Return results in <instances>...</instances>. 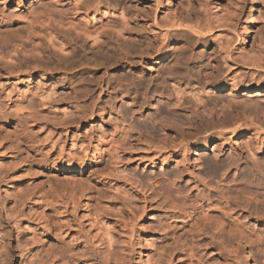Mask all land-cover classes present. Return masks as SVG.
I'll list each match as a JSON object with an SVG mask.
<instances>
[{"label":"rangeland","instance_id":"374dc122","mask_svg":"<svg viewBox=\"0 0 264 264\" xmlns=\"http://www.w3.org/2000/svg\"><path fill=\"white\" fill-rule=\"evenodd\" d=\"M167 2L0 0V264H264L262 198L234 184H264V0L250 29L251 0ZM179 17L205 33L165 35ZM114 27L161 54L102 66ZM194 108L226 124L189 149L168 126Z\"/></svg>","mask_w":264,"mask_h":264},{"label":"bare ground","instance_id":"6f19581e","mask_svg":"<svg viewBox=\"0 0 264 264\" xmlns=\"http://www.w3.org/2000/svg\"><path fill=\"white\" fill-rule=\"evenodd\" d=\"M166 1H168L167 2V4L169 3V5L170 4H172V2H175L176 0H166ZM258 2H259V0H251V4L249 5V8H248V12H247V17H246V22L247 23H245V25H246V27H247V29H250L253 25H254V23H255V21H257V12H258V10H259V8H258ZM178 19H180V17L178 18ZM186 18H184V20H185ZM189 20V19H188ZM176 21V22H175ZM175 21H172V22H174V23H172V24H170V26L169 27H167V30H166V32H165V35H168V34H170L171 33V30H173L174 31V34L173 35H184V34H187L188 33V31L187 30H191L193 33H195L196 35H202L203 34V30L200 28V27H202V26H200V25H196V23L194 24H192V23H189V22H186V20L185 21H181V19L180 20H175ZM191 21V20H190ZM113 22H115V21H113ZM193 22H195V21H193ZM115 29H113L112 28V30L109 32V33H106V36L104 37V38H102V39H100V38H98V37H96V39L93 41L94 42V44L93 45H91V51L94 53V56L96 57H103L102 58V60L100 61V63H101V65L103 64V65H105V67H107V68H109L110 66L112 67V66H114V65H119V66H121L122 64H137V63H142V60H144V59H147L146 58V56H149V55H152V58H155V57H159V54H161V52H162V49L161 48H159L158 46H156V45H154L155 43H153L154 42V40L152 39V38H150V36H143L141 33H140V39H139V43L137 44L136 43V41H135V39L133 40V39H131V37H130V35H132L133 33H131V32H129L128 31V29L127 30H124L125 28H126V26H125V28L123 27V30L122 29H116L117 27H114ZM122 28V27H121ZM130 30V29H129ZM95 31V30H94ZM132 32H133V30H131ZM80 33H78V34H76V35H74V34H69V33H66L65 32V34L63 35V40L61 41V43L62 44H69L68 46H73V44L75 45V47L73 48V49H75V48H83V47H85L86 45V43L88 44L89 43V41H90V38L92 37V34L88 31H86L84 34L86 35L87 34V36L86 37H84L83 35H82V33H81V31H79ZM142 32V31H141ZM205 33V32H204ZM172 36V35H171ZM167 37V36H166ZM133 38V37H132ZM176 38V37H175ZM172 39V38H171ZM140 40H142V42L140 43ZM65 42V43H64ZM81 42V44L79 45V43ZM145 43V44H144ZM136 44V45H135ZM144 44V45H143ZM173 45V44H172ZM67 46V45H66ZM168 46V45H167ZM176 46H177V49H176ZM175 46V49H173L172 48V50L173 51H177V50H180L181 51V49L183 50L185 47H186V45L184 44H180V45H176ZM70 47V48H71ZM164 47V46H163ZM162 47V48H163ZM173 47V46H172ZM69 48V47H68ZM170 48H171V45H170ZM84 49V48H83ZM165 50H167L166 49V47L164 48ZM169 49V48H168ZM85 50V49H84ZM83 50V51H84ZM111 50L113 51V52H111ZM111 52V54H109V53ZM155 52V53H154ZM166 52V51H165ZM164 52V53H165ZM179 52V51H178ZM108 53V54H107ZM177 53V52H176ZM197 53V52H196ZM201 53V52H200ZM202 53H204V51L202 52ZM206 53V52H205ZM168 53H166L165 55H167ZM174 53L173 52H171V53H169V55L171 56V55H173ZM198 55V54H197ZM175 56V55H174ZM203 56H204V54H203ZM97 57H96V59H97ZM101 59V58H100ZM187 59H189V58H187ZM186 59V60H187ZM191 59L194 61V63L195 62H197V57H195V54L194 53H192L191 54ZM201 59V58H200ZM199 59V60H200ZM98 60V59H97ZM186 60H184V62L186 61ZM199 60H198V62H199ZM99 61V60H98ZM188 61V60H187ZM186 61V62H187ZM179 62V61H178ZM97 63V62H96ZM181 64H182V62H180ZM177 64V66H178V64L179 63H176ZM200 64V63H199ZM199 64L197 65V66H199ZM202 64V63H201ZM201 64H200V66L199 67H201ZM100 65V64H99ZM102 65V66H103ZM142 65V64H141ZM146 65V63L143 65V66H145ZM124 66V65H123ZM138 66V65H137ZM147 66H149L148 64H147ZM153 67V65H150L149 67L150 68H152ZM104 67V68H105ZM148 67V68H149ZM184 67V66H183ZM190 67V66H189ZM196 67V66H195ZM198 67V68H199ZM128 68V67H127ZM187 68V67H186ZM192 68L193 67H190V69L192 70ZM198 68H195L196 70L198 69ZM106 69V68H105ZM153 69V68H152ZM173 70L175 69V68H172ZM201 69V68H200ZM200 69L198 70L199 71V73H200ZM108 70V69H107ZM171 71V70H170ZM185 71H187V70H185ZM193 71H194V69H193ZM198 71H196V73L198 72ZM162 72V71H161ZM175 72V71H174ZM177 72V71H176ZM175 72V73H176ZM195 72V71H194ZM173 73V72H172ZM172 73L170 74V75H172ZM176 74H178V73H176ZM176 74H174L173 73V75H176ZM181 74V73H180ZM169 76V75H168ZM167 76V77H168ZM170 77H172V76H170ZM151 78H152V76H151ZM174 78H176V76H174ZM179 78V77H178ZM125 79V78H124ZM134 79V78H133ZM165 81L167 80V78H165L164 79ZM126 81V80H125ZM146 81V80H145ZM168 82V81H167ZM169 82H171L170 80H169ZM102 84V83H101ZM142 85V84H141ZM102 86V85H101ZM215 87V86H214ZM103 88V87H102ZM212 90V89H211ZM123 92V91H122ZM122 94V93H121ZM125 94V93H124ZM123 97V96H122ZM179 97V96H178ZM177 97V98H178ZM185 100V99H184ZM188 102V101H187ZM185 103H186V100L183 102V105H185ZM179 106V105H178ZM183 108V107H182ZM165 110V109H164ZM161 112V111H160ZM229 112L230 111H228V112H226L227 114H224L223 115V117L226 119V117L227 116H225V115H228L229 114ZM225 113V112H224ZM216 114V113H215ZM236 114V113H235ZM230 115H232V112L230 113ZM229 116V115H228ZM211 117V116H210ZM191 118H192V120H191V125H190V132L188 131V132H186L185 130H184V128L182 127H180V126H176V125H173V126H168L169 127V130H171V131H173V132H175V135H174V138L175 139H179L180 137H184V138H186V137H188V138H191V137H197V136H201L202 134H200L202 131H204V129L206 128V127H208V125L211 123V119L210 118H208V120L206 119V117L204 118V114H203V112L202 111H200L199 109H195L194 108V110L192 111V113H191ZM223 118V119H224ZM230 118V117H229ZM233 117H231L230 119H232ZM221 119H222V117H221ZM223 119L220 121V122H222L223 121ZM224 119V120H225ZM229 119V120H230ZM220 120V119H219ZM219 120H216L217 122L219 121ZM229 120H228V123H229ZM209 121H210V123H209ZM213 121V120H212ZM215 120H214V122L215 123H217ZM215 123H211L212 124V128H214L213 127V124H215ZM223 123H225L226 124V122L224 121V122H222L221 124H223ZM218 124H220L219 122H218ZM221 124H220V126H221ZM216 125V124H215ZM218 126V125H217ZM219 126V127H220ZM210 128V127H209ZM217 127H215V129H216ZM207 130V129H206ZM217 130V129H216ZM214 131V130H213ZM218 131V130H217ZM205 132V131H204ZM208 132V131H207ZM206 132V133H207ZM204 134V133H203ZM215 134V133H214ZM208 135V134H207ZM212 135V134H211ZM202 137V136H201ZM193 139V138H192ZM191 139V140H192ZM195 139V138H194ZM199 139H202V138H199ZM203 139H204V144L205 143H207V141H208V139H210V137L209 136H206V137H203ZM203 139H202V141H203ZM183 140V139H182ZM190 140V139H189ZM197 141H198V137H197V140L195 139V141H189V142H187V146H188V148L189 149H192L195 145H196V143H197ZM186 142V141H185ZM262 142V141H261ZM259 144V143H258ZM252 148V147H251ZM261 149V146L259 147H257V149H255V150H260ZM220 150V149H219ZM253 150V149H252ZM262 150V149H261ZM242 153V152H241ZM218 156V155H217ZM236 163V162H235ZM40 170V169H39ZM38 172H40V171H38ZM43 173V172H42ZM39 174V173H38ZM43 175V174H42ZM235 185H237V186H239V185H246L247 187H250V189H252L253 191L252 192H247V191H245V192H247V193H249L251 196H253L255 199H257V200H259V199H261V201L260 202H262V204H264V184L263 183H257V182H254V181H250L249 179H247V178H240V179H237L236 180V183H234ZM222 186V185H221ZM223 188V187H222ZM222 190V189H221ZM222 192V191H221ZM241 192V191H240ZM223 194H225V192L223 193ZM223 194H222V196H223ZM226 196H227V193L225 194ZM225 195H224V197H225ZM250 216H256V217H258V218H260V217H263V214H264V212H261V213H254V212H251L250 211ZM260 221H264V220H260ZM215 225L218 227V229H220V230H223V229H225V228H230L231 226V224L227 221V219L223 216V215H221V216H218L217 217V219H216V223H215ZM247 258H249V256L247 255ZM146 259H148V257L146 258ZM149 260V259H148ZM148 260H146V261H148Z\"/></svg>","mask_w":264,"mask_h":264}]
</instances>
